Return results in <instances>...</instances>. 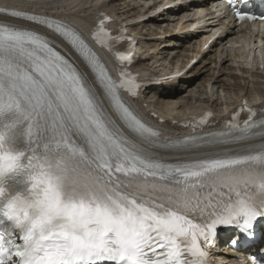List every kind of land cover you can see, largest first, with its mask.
<instances>
[{
  "label": "snow or ice",
  "instance_id": "obj_1",
  "mask_svg": "<svg viewBox=\"0 0 264 264\" xmlns=\"http://www.w3.org/2000/svg\"><path fill=\"white\" fill-rule=\"evenodd\" d=\"M0 17L19 21L0 23V264H210L218 227L235 229L237 250L264 234V120L254 110L242 106L247 119L238 111L227 131L161 141L120 94L141 85L123 69L113 80L75 29L34 12ZM94 39L111 49L103 22Z\"/></svg>",
  "mask_w": 264,
  "mask_h": 264
},
{
  "label": "bare ground",
  "instance_id": "obj_2",
  "mask_svg": "<svg viewBox=\"0 0 264 264\" xmlns=\"http://www.w3.org/2000/svg\"><path fill=\"white\" fill-rule=\"evenodd\" d=\"M188 1L195 2L196 0H171L169 5H173L174 8L169 13L160 16H154L157 5L161 4L159 0H104L102 2L98 0H35V2L33 0H0V13L34 12L67 24L81 35L96 10L106 12L115 23L125 25L139 42L141 54L135 65L138 72L145 78L152 75L165 77L170 75L165 70L170 69L171 61L182 63V67L189 62V53L192 47L189 45L190 43H196L210 29L224 25L221 20H216L213 17L212 10L208 9L206 4L187 5ZM198 7L204 9L206 17H209V23L204 27L206 32L202 34L191 33L190 22L199 15L192 14V12ZM140 18L145 21L135 24V21ZM0 23L18 24L19 21L0 17ZM39 30L60 45L62 53L71 59L82 72L87 73L90 80L92 79L91 73L69 46L50 31ZM236 36L237 33L229 28L224 40H232ZM218 45L219 42L212 47L208 54L203 56L202 60L189 72L186 79L164 82L160 88L144 90L141 101H137L135 105L139 109V113L147 108L166 120L171 117L179 118L178 116L196 109L210 108L217 112L223 107H230L242 96L248 100L256 97L264 98V72H261L259 66L257 68L255 65L249 67L244 62L241 53L245 47L250 48L248 40L243 38L225 52H219ZM259 50L261 53L262 48ZM213 54H215V59L211 56ZM221 77L223 78L221 79ZM201 87V92H194V89L200 90ZM216 87V97H214L213 89ZM97 91L99 93V89ZM186 91L188 94L185 97L186 100L194 101L197 103L196 106L191 107L187 102H180L184 99L181 93ZM224 91L226 93L233 92L235 101L219 103L218 100L220 101L221 98L218 93L221 94ZM99 98L107 113L116 119L113 108L107 104V97L100 93ZM152 122L156 124L157 121L152 120ZM117 123L119 124V121ZM161 127L170 129L167 122ZM173 134V132L165 134V138L175 140L172 138ZM214 257L217 264H238L229 258V252L222 247L216 250Z\"/></svg>",
  "mask_w": 264,
  "mask_h": 264
},
{
  "label": "rangeland",
  "instance_id": "obj_3",
  "mask_svg": "<svg viewBox=\"0 0 264 264\" xmlns=\"http://www.w3.org/2000/svg\"><path fill=\"white\" fill-rule=\"evenodd\" d=\"M211 56H212L213 59H215V54H213V55H211ZM159 58H160V57H159ZM222 78H223V77H221V79H222ZM216 89H217V87L213 89V94H214L215 97H216V93H215V92H216ZM201 90H202V87L200 88V90H198V89H194V92H196V91H197V92H198V91L201 92ZM187 91H188V90H187ZM187 91H186L185 93H184V92L181 93V96H182V97L184 96V99H182L180 102H187V104H188V105L190 104L189 106H191V107L196 106L197 103H194V101L186 100L185 97L188 95V94H187ZM225 93H226V91H224V93H221V94L219 93V97L221 98L220 101L218 100L219 103H224V101H225L226 103H228V102H232V101L234 100V97H233V94H234V93H233V92H231V93H228V92H227L226 94H225ZM224 94H225V96L222 98V96H223ZM231 97H232V98H231ZM179 100H180V99H179ZM188 102H189V103H188ZM190 102H191V103H190Z\"/></svg>",
  "mask_w": 264,
  "mask_h": 264
}]
</instances>
